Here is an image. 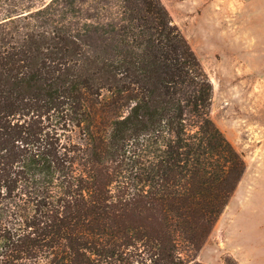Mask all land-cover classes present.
I'll return each instance as SVG.
<instances>
[{
	"label": "trees",
	"instance_id": "obj_1",
	"mask_svg": "<svg viewBox=\"0 0 264 264\" xmlns=\"http://www.w3.org/2000/svg\"><path fill=\"white\" fill-rule=\"evenodd\" d=\"M212 90L161 0H0V264H205Z\"/></svg>",
	"mask_w": 264,
	"mask_h": 264
},
{
	"label": "rangeland",
	"instance_id": "obj_2",
	"mask_svg": "<svg viewBox=\"0 0 264 264\" xmlns=\"http://www.w3.org/2000/svg\"><path fill=\"white\" fill-rule=\"evenodd\" d=\"M161 2L212 84L211 119L245 161L238 199L244 202V210L264 209V70L233 66L226 58L233 53L264 55V0ZM247 36L255 38L243 39ZM239 37L243 38L232 39ZM260 238L264 239V231L236 229L222 216L199 251L198 260L233 264L231 254L239 245Z\"/></svg>",
	"mask_w": 264,
	"mask_h": 264
},
{
	"label": "crops",
	"instance_id": "obj_3",
	"mask_svg": "<svg viewBox=\"0 0 264 264\" xmlns=\"http://www.w3.org/2000/svg\"><path fill=\"white\" fill-rule=\"evenodd\" d=\"M249 38L255 37L247 36L243 39ZM226 58L228 59L227 63L233 66L240 64L243 67L248 66L249 69L264 70V55L233 53L227 54ZM202 61L204 62V59ZM239 186L240 183L220 217H225L226 221L230 222L236 229L264 231V209L244 210V202L238 199L237 196ZM233 204L237 207L232 206ZM231 256L235 264H264V239L260 238V240L248 244L244 242L243 245L238 246V250L233 252Z\"/></svg>",
	"mask_w": 264,
	"mask_h": 264
}]
</instances>
